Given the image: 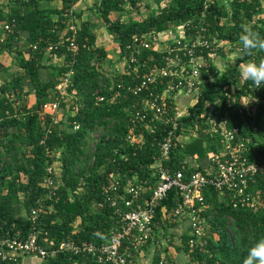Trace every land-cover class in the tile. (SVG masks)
Segmentation results:
<instances>
[{
  "label": "trees",
  "instance_id": "trees-1",
  "mask_svg": "<svg viewBox=\"0 0 264 264\" xmlns=\"http://www.w3.org/2000/svg\"><path fill=\"white\" fill-rule=\"evenodd\" d=\"M0 1L3 3L0 7V26L10 27L9 32H2L0 54L3 51L10 52L11 45L18 44L24 35L26 43L24 49L15 53L17 71L0 85V235L20 231L22 237H25L32 229V224L27 220L29 211L41 206V213L33 227L42 245L46 244L43 239L56 246L68 238L77 242L94 243L107 238L113 224L112 212L107 208L96 211L93 204L103 200L111 174H117L120 182L133 176L146 181L147 194L157 183L152 165L158 156V143L170 125L163 126L155 122L153 126L156 130L150 134L144 128V123L150 122L152 113L140 122H132L128 116L129 111L140 109L147 93L136 97L121 91L112 103L106 100L101 104L94 102L95 92H101L108 99L117 85L125 88L135 86L150 70L165 66L166 52L141 49L137 56L127 50L126 47L134 37L163 34L189 23V26H183L185 37H195L196 32L204 28L203 38L209 40L213 37L235 46L238 51L237 58L222 73L211 65L208 51L203 52L207 65L201 70V77L213 81L203 87L196 103L188 109V115L178 122L169 158L163 164L174 171L181 168L183 159L188 155L194 153L200 158L204 157L205 147L202 142L216 145V139L212 141L209 136L201 134L192 145L183 150L177 142L181 134L180 123L191 124L195 117L200 119L207 105L215 102L223 104L225 99L222 92L226 87H234L232 105L239 107V99L246 95L245 90L251 85L243 80L240 85L238 83L241 64L247 60H264L261 49L242 57L239 42V36L249 28L264 37V19H258L245 29V25L260 14L262 0H231L230 14L223 5V1L228 0H211L206 9L203 0H170L155 14H149L135 23H121L117 18L111 19L110 14L123 13L126 4L131 10L137 11L142 0H99L97 11L103 26L114 35L120 60L128 59L131 54L135 58V62L125 66V71L118 72L113 79L107 78L98 70L106 53L95 47L94 35L86 22L77 26L73 37V42L78 47L76 54L71 56L67 51L72 34L66 30V26L69 19L73 18L71 6L77 0H61L60 10L41 5L42 1L52 0ZM152 2L160 7L161 0ZM223 19H229L230 24L226 27L222 25ZM50 47L51 50L48 51ZM221 51L219 54L226 57L227 54ZM48 52L55 58H63L64 64L57 70L56 77L43 80L42 63ZM93 60L96 65H91ZM3 69L0 63V71ZM69 71L72 76L66 93L71 96L69 111L72 110L74 115H63L59 121L62 126L59 128L54 126L52 114L42 111V105L53 102L58 97V80ZM163 88L164 85H156L153 93L160 94ZM25 89L33 92L35 98L31 109L27 106V98L24 100L28 94ZM165 103L169 107L166 117L171 118L174 107L170 100H165ZM66 106L67 103L59 102L60 108L66 110ZM225 111L222 105H216L218 118ZM231 116L234 119L229 120V125L237 124L240 135L256 142L257 152L263 153L264 143L261 139L264 137V107L259 106L253 115L243 112L242 116ZM74 125L78 126L77 130L73 129ZM95 130H101L102 133L101 140L95 147L92 164L88 142L90 133ZM129 134L142 136L143 143H130ZM210 149L215 151L212 145ZM47 150L60 156L59 182L55 189L56 195L51 200L41 186L42 178L46 175ZM114 151L124 155V159H117ZM194 172L195 170L186 168L184 178L188 179ZM20 175L23 176L21 180ZM257 179L255 189L263 191L264 180L262 177ZM203 197L205 207L200 216L208 224L210 232L203 251L191 250L187 246L190 238L188 222L178 221L169 214L178 201L174 190L168 192L156 209L154 230L167 231L175 228L178 223L185 225L178 239L179 244L173 246V254H183L188 264H242L248 249L257 240L264 238V215L231 208L211 188L204 190ZM22 211H25V215H22ZM150 244L153 243H148L143 250ZM154 249L150 264H163L160 245H156ZM10 264H20V259ZM41 264L96 263L87 256L62 253L53 259L42 261Z\"/></svg>",
  "mask_w": 264,
  "mask_h": 264
},
{
  "label": "built area",
  "instance_id": "built-area-1",
  "mask_svg": "<svg viewBox=\"0 0 264 264\" xmlns=\"http://www.w3.org/2000/svg\"><path fill=\"white\" fill-rule=\"evenodd\" d=\"M203 2L204 9H206L211 0H203ZM183 26H189V23H185ZM183 26L181 27L182 35L171 37V34H167L168 36L164 40L162 37L160 38L159 34L145 35L141 38L134 37L131 44L126 47L127 50L137 56L141 49H151L159 53L166 52L165 66L150 70L135 86L125 88L117 85L116 90H110L112 93L108 99L101 92H95L94 97L95 104H101L105 100L112 103L121 91L136 97L141 93H147L140 109L135 112L129 111L130 120L132 122L144 121L148 114L152 113L153 118L149 120L150 122L144 123V128L150 134L156 130V127L153 126L155 122L163 126L170 125L158 143V156L152 165L157 183L150 193L147 194L146 181H141L136 176L120 182L117 174H111L109 186L103 193V200L93 204L96 211L107 208L112 212L113 224L107 238L100 243L77 242L68 238L56 246L43 239V243L46 244L42 245L39 242V235L33 227L41 213V206L34 207L27 216V220L32 224V229L25 237H22L20 231L0 235L1 264L15 263L18 259L21 261L26 256H33L44 261L53 259L62 253L72 256H87L96 264H134L143 247L155 240L153 226L155 212L171 190L177 194L178 201L169 214L178 221L186 220L188 222L190 238L187 246L191 250L203 251L207 245L208 235H210L208 224L200 216L205 207L203 192L207 188L217 192L221 199H225L233 209L239 208L264 215V190L255 189L257 178L262 177L264 180V152L258 153L257 143L240 135V128L237 124L229 125V120L234 119L231 115L242 116L243 112L253 115L259 106L264 107V87L253 90L249 85L245 90L246 95L239 99V107L232 105L234 87H226L222 92L225 99L223 104L215 102L209 109L206 107L210 105H207L204 109L207 113L203 111L200 119L199 117L194 118L193 125L196 129L198 125L203 127L202 135L216 139V151H210L208 154L210 167L208 171H195L188 179H185L186 167L183 164L180 169L175 171L163 166L169 158L179 124V115L173 105L174 98L177 95H183L192 98L195 104L203 87L213 81L201 77V70L207 65L203 52L208 51V59L211 63V55L220 48H224V44L229 45V43L216 40L213 37L209 40L203 38L204 28L197 31L195 37H185ZM0 27L2 32L10 31V27L7 25ZM77 29L76 22L71 17L66 26V30L72 34L67 46V51L71 53V56L75 55L78 50L73 42ZM159 43L162 44L161 49L157 48ZM50 50L51 47L48 51ZM132 54L128 59L122 58V70L117 69L119 72H124L125 66L135 62ZM48 56L54 57L50 53ZM91 65H96L95 61ZM211 65L214 67L212 63ZM71 76V71L63 74L56 86L58 97L53 102L42 105V111L52 114V120L60 108L59 102L63 101L66 104L67 99H71V96L66 93L70 86ZM156 85H164L160 94L153 93V88ZM253 97L256 106L250 108L249 105L253 104V101L250 100ZM165 100H170V104L174 107L171 118L166 117L169 107L166 106ZM216 105H222L226 110L221 118L217 117ZM66 111H69L68 107H66ZM69 112L73 113L72 110ZM61 117L62 115L59 120ZM237 120L240 121V119ZM73 129L77 130L78 126L74 125ZM101 133V130H95L89 135L88 150L92 157V164L94 163L95 147L101 140ZM137 137L129 134V142L138 143ZM140 139L143 143L144 138L140 136ZM261 140L264 143V137ZM113 154L119 160L124 159V155L117 154V151H114ZM46 157L48 159L46 175L42 178L41 186L45 189L46 196L51 200L56 195L55 189L59 181L57 173L60 171V156L47 150Z\"/></svg>",
  "mask_w": 264,
  "mask_h": 264
},
{
  "label": "crops",
  "instance_id": "crops-1",
  "mask_svg": "<svg viewBox=\"0 0 264 264\" xmlns=\"http://www.w3.org/2000/svg\"><path fill=\"white\" fill-rule=\"evenodd\" d=\"M98 4H99V0H77L72 6H71V14L76 22V25L79 26L81 23L86 22L89 27L91 28V33L94 35L95 41H94V45L96 48L102 49L105 53H106V61H108V64L112 63V65L114 67H118V62L122 61L121 56L118 52V47H117V43L114 39V35L111 34L108 29L103 26L101 19H100V15L97 11L98 8ZM41 5H47L50 8L56 9V10H60L62 5H61V0H52L50 2H41ZM127 7L128 5L126 4L124 6V10L125 12L122 14V16L120 17L121 14L117 13V16L119 18V21L121 23H135L137 22L138 17L139 16V10L135 11L137 12L138 16L137 18L134 19H130V14L127 13ZM139 7V5H138ZM129 8V7H128ZM130 9V8H129ZM113 14L115 13H111L110 14V18H113ZM53 19H56L55 16L52 17ZM137 19V20H136ZM65 31V29H64ZM64 32L62 31V34ZM177 34L182 35L181 32V27H177V28H173L170 30V32H166L163 34H159L160 38L162 37L164 40L168 35L167 34ZM3 33L0 29V38H2ZM25 35L23 37H21V39H23L25 41ZM161 45V43H159L157 45V48ZM44 62H48V65H44ZM117 63V64H113V63ZM46 70H50L53 68V71L55 72V76L57 75V70L59 68H61L64 64V60L63 58H55V57H49L48 55L44 58L43 63H42ZM2 65V64H1ZM214 65V64H213ZM3 66V65H2ZM59 66V67H56ZM4 67V66H3ZM214 67H216L220 73H222L223 71H221L217 66L214 65ZM44 68V69H45ZM4 69H6L4 67ZM122 70V68L120 69V71ZM27 91V89H25ZM29 93L27 94L26 98H27V104H30V101H32L31 105L35 104V98L33 95V92L28 91ZM194 104V100L190 97H185L183 95H177L174 98V107L176 112L179 115L178 118V122H181V119H184L187 115H188V109H190ZM183 107H186L185 110L182 111ZM207 109L211 108L210 106L206 107ZM206 109V110H207ZM205 111V110H204ZM68 114V116H72L73 113L71 114L69 111H66ZM187 113V114H186ZM205 113H207V111H205ZM193 122H195V120H192L191 124L188 123H180V127H181V134L179 135V137L177 138V142L180 144V147L185 150L187 149L190 145H192L195 140H197V138L200 136L201 131L203 130V127H196L193 125ZM182 125V126H181ZM193 129V131L190 130ZM194 131H197L199 134L194 136ZM137 142L139 144H142V140L140 139V136H138L137 138ZM210 145H212V147L214 148V150L216 151V147L213 145V143H205L202 142V146L205 147L204 149V157L200 158L197 156V154H192V155H188L185 159H183L182 164L187 168V169H193L195 171H208L210 169L209 167V161H208V154L210 153L211 149H210ZM78 223V222H77ZM77 223H75V226L77 225ZM186 227L183 224L178 223L177 226L175 227V229H180V231H182V227ZM155 234H156V230H155ZM149 248H153L152 245H149L148 247H146L144 250H142V252L139 254V256L137 257L136 261L134 264H139V262H141V264H150L149 259L145 260L143 259L144 255L146 254L145 250H148ZM169 254V253H168ZM176 255H173V260L175 263V259H176ZM169 258L170 256L167 255ZM149 258V257H148ZM139 261V262H138ZM24 262V261H23ZM26 262V261H25Z\"/></svg>",
  "mask_w": 264,
  "mask_h": 264
},
{
  "label": "rangeland",
  "instance_id": "rangeland-1",
  "mask_svg": "<svg viewBox=\"0 0 264 264\" xmlns=\"http://www.w3.org/2000/svg\"><path fill=\"white\" fill-rule=\"evenodd\" d=\"M168 1H170V0H161L160 5H159L160 7H158L152 2V0H142V2L139 4V7H138L139 16H138L137 12L129 9L128 7H127V9H128L127 13L130 14V19L137 18V16H138V17H140V18H138V20H140L149 14H155L159 8L165 7V5H167ZM230 3H231V0L223 1V5L225 6V8L229 14H230V9H231ZM2 6H3V3L0 1V7H2ZM124 12H125V10H124ZM122 14L120 15V17L122 16ZM116 16H117V13L113 14L112 19H116V18L119 19ZM258 19H261V20L264 19V1L263 0L261 1V12H260V14L254 16L252 22H249L245 25V29L249 26H252ZM221 24L224 25L225 27L228 26L230 24L229 19H223L221 21ZM0 29H1V27H0ZM168 32H170V30ZM174 36H177V34L172 33L171 37H174ZM224 45H225L224 48L223 47L220 48L217 52H215L211 55V63L214 64L215 66H217L221 71L226 69L228 67L229 63L233 62L238 56V51L236 50L237 48L235 46H232L231 44H229V45L224 44ZM11 46H12V50L10 52L3 51L0 54V63L6 68V70L3 69L2 71H0V85L7 82L10 79L11 75H13L17 71V62L15 60V53L17 50L24 49L26 47V43L23 39H20L18 44L13 43ZM158 48L161 49L162 44ZM220 50H222L221 52H225L227 54V56L226 57L221 56L219 54ZM261 51H262L263 56H264V50L261 49ZM93 61H95V60H93ZM103 61L104 62L99 64L100 67H98V70L100 72L104 73V75H106L107 78H109V79L116 78V75H118V72H119V70H117V69L122 68L123 62L119 61L118 64L116 62L113 63V64L118 65V67H114L112 65V63L108 64V61H106V59ZM95 63H96V61H95ZM44 65L45 66L48 65V62H47V64H46V62H44ZM44 65H43V67L45 68ZM56 67H59V66H56ZM239 71H240V68H239ZM53 77H56L55 72L53 70H49V69L46 70V68L41 69V79L44 80V79H49V78H53ZM241 81H242V79L239 78L238 79L239 85H240ZM27 93H29V92H27ZM26 96L27 95H25V99H24L25 101H26ZM66 103L68 105L66 107L69 108V104L71 103L70 99H67ZM31 104H32V101H30V104L29 103L27 104V106L30 109L34 106ZM255 106L256 105L254 104V101H253L252 105H249L250 108L255 107ZM185 109H186V107H183L182 111ZM68 114L69 113L66 112L65 108L64 109L59 108L58 112L53 116L54 126L61 128L62 124L59 123V121H60L59 118L61 115L62 116L63 115L68 116ZM197 127H200V126L198 125ZM190 131H193V129ZM197 134H199V133L197 131H194V136ZM200 136H202V135L200 134ZM260 138H261V136H260ZM210 139L212 141L214 140V138H210ZM57 174L59 175V172ZM21 179H23L22 175H20V180ZM3 192H5V188H3ZM22 215H25V211H22ZM155 235H156V241H153L152 242L153 244H150V245H152L153 248H149L148 250L143 251L146 253L143 257L145 262L148 259L150 261L152 255H153V251L155 250L154 248L156 247V245H160V249L163 250L161 252V259L163 261V264H166V262H167V264L168 263L170 264L171 261L174 263V260H173V255H174L173 254V248L174 247L173 246L176 247L177 244H179L178 239H179V236L181 235L180 229L171 228V229H167V231H165L163 229L162 230L157 229ZM166 239H168V240H166ZM156 242H158V243L156 244ZM167 255H169L170 258H168ZM41 262H42L41 260H39L33 256H26L20 261V264H41ZM175 263L176 264H188L186 262L184 255L181 253L176 255ZM139 264H141V262H139Z\"/></svg>",
  "mask_w": 264,
  "mask_h": 264
},
{
  "label": "clouds",
  "instance_id": "clouds-1",
  "mask_svg": "<svg viewBox=\"0 0 264 264\" xmlns=\"http://www.w3.org/2000/svg\"><path fill=\"white\" fill-rule=\"evenodd\" d=\"M240 55H250L256 49L264 50V37L252 29H246L240 36ZM240 78L250 82L252 89L258 90L264 87V60L259 62L247 60L240 66ZM254 97L252 100L253 101ZM249 101V102H250ZM242 264H264V238L257 240L247 251Z\"/></svg>",
  "mask_w": 264,
  "mask_h": 264
}]
</instances>
